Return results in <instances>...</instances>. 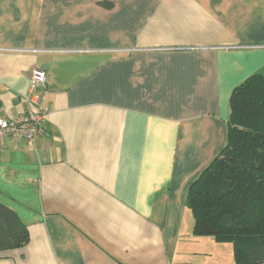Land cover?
<instances>
[{
  "label": "crops",
  "instance_id": "0c3cea01",
  "mask_svg": "<svg viewBox=\"0 0 264 264\" xmlns=\"http://www.w3.org/2000/svg\"><path fill=\"white\" fill-rule=\"evenodd\" d=\"M34 68L46 133L0 150L30 240L0 264H236L186 197L264 72V0H0L1 116L33 108Z\"/></svg>",
  "mask_w": 264,
  "mask_h": 264
},
{
  "label": "trees",
  "instance_id": "16d2710c",
  "mask_svg": "<svg viewBox=\"0 0 264 264\" xmlns=\"http://www.w3.org/2000/svg\"><path fill=\"white\" fill-rule=\"evenodd\" d=\"M227 140L188 189L193 233L233 245L236 264L264 262V72L235 87ZM30 240L19 212L0 201V258Z\"/></svg>",
  "mask_w": 264,
  "mask_h": 264
},
{
  "label": "built area",
  "instance_id": "2783aa9c",
  "mask_svg": "<svg viewBox=\"0 0 264 264\" xmlns=\"http://www.w3.org/2000/svg\"><path fill=\"white\" fill-rule=\"evenodd\" d=\"M48 77L45 69H32L27 97L33 108L11 118L0 115V150L3 148L6 136H11L15 140L25 139L35 142L45 135L44 121L48 108L42 106L41 89L46 87Z\"/></svg>",
  "mask_w": 264,
  "mask_h": 264
},
{
  "label": "rangeland",
  "instance_id": "374dc122",
  "mask_svg": "<svg viewBox=\"0 0 264 264\" xmlns=\"http://www.w3.org/2000/svg\"><path fill=\"white\" fill-rule=\"evenodd\" d=\"M227 243V242H226ZM229 245V244H228Z\"/></svg>",
  "mask_w": 264,
  "mask_h": 264
}]
</instances>
